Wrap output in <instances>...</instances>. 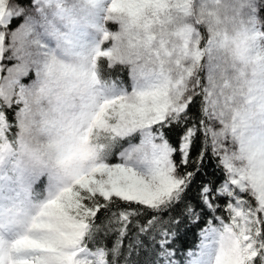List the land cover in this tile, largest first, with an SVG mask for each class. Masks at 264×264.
<instances>
[{"label": "clouds", "instance_id": "clouds-1", "mask_svg": "<svg viewBox=\"0 0 264 264\" xmlns=\"http://www.w3.org/2000/svg\"><path fill=\"white\" fill-rule=\"evenodd\" d=\"M243 0H207L213 22L210 53L216 57L209 67V52L198 68L205 74L204 104L215 113L214 130L222 133L229 163L247 170L264 166V33L241 15ZM54 15L44 24L43 35L51 42L48 54L32 64L27 31L16 38L17 51L33 69L26 74H0V236L6 242L25 235L41 207L53 195L72 187L95 165L114 152L135 168L154 164L151 146L140 139L124 143L109 129L93 123L106 103L104 119L114 125L120 104L141 105L151 94L171 88L161 69L176 68V61H192L191 28L181 27L168 38L152 35L160 14L168 5L150 0H39ZM187 7V4H185ZM102 8L103 17L93 15ZM115 23L117 31L105 29ZM74 31L94 34L98 39L77 44ZM207 44V40L202 41ZM187 46V47H186ZM128 67L131 88H119L109 75L110 67ZM212 71L215 82H207ZM11 105L13 120H7ZM41 173L52 190L43 203H34L23 177Z\"/></svg>", "mask_w": 264, "mask_h": 264}, {"label": "snow or ice", "instance_id": "snow-or-ice-1", "mask_svg": "<svg viewBox=\"0 0 264 264\" xmlns=\"http://www.w3.org/2000/svg\"><path fill=\"white\" fill-rule=\"evenodd\" d=\"M150 2L167 5L169 0ZM202 41L204 38L194 33L190 40L192 61H176L170 89L153 92L150 102L139 106L121 103L114 125L104 119L110 108L107 103L93 118V123L109 129L124 143L137 139L138 133L140 144L147 143L153 150V166L132 167L122 160L123 153L114 152L72 187L48 199L27 234L10 242L0 236V264H117L121 244L132 228L137 231L129 238L124 264H264V166L241 170L229 163L228 149L219 140L222 133L214 130L215 113L210 115L204 104L207 88L198 63L205 52L210 53L212 39H207V44ZM4 63L0 60V65ZM130 91L135 93V88ZM198 102L202 116L193 123L190 113ZM9 111L15 109L9 105ZM200 133L205 145L211 140V153L218 157V167L222 166L223 182L216 187L212 186L215 181L201 185L200 200L214 214L216 223L208 219L198 232V243L184 250L181 241L189 226L184 216L189 224L202 217L191 203L182 210L176 205L184 203L186 190L202 171L205 152L200 150L192 159L194 170H182L181 166L189 165L190 146ZM169 134L178 137V147ZM174 153H178L179 162ZM219 198H227V220L215 215L213 200ZM165 212L167 219L161 215ZM113 232L116 239L109 249L100 233L108 236ZM141 236L148 238L150 247L142 244ZM142 250L146 255H141Z\"/></svg>", "mask_w": 264, "mask_h": 264}, {"label": "rangeland", "instance_id": "rangeland-1", "mask_svg": "<svg viewBox=\"0 0 264 264\" xmlns=\"http://www.w3.org/2000/svg\"><path fill=\"white\" fill-rule=\"evenodd\" d=\"M7 0H0V6L3 8V15L0 17V60H5L6 63L0 65V74L4 71L8 73L18 72L19 74H26L23 76L22 83L28 85L35 78V73L32 68L29 67L27 62L21 63L23 59L19 56L17 51V40L16 38L27 31L28 40L27 46H29L32 51L31 56L34 57L32 64L38 66L40 58L46 56L51 47V42L48 41L43 35L44 24L54 15L50 10L43 8L39 0H33V6L31 10L16 16L21 17V23L15 30L6 34L5 28L8 23L15 15L12 11L6 8ZM187 4V7H185ZM168 6L160 14L159 24L154 25L152 30V35L157 38H168V43L172 44L173 41L169 38V34L175 29L181 27H188L193 30L194 33H198L204 40L211 38L213 32V22L210 16V10L208 8L207 0H169ZM255 5L256 0H243L241 15L249 22L255 25L254 30H258L264 33V21L260 22L255 16ZM93 15L97 20L102 19L103 10L98 8L95 10ZM105 29L111 32L117 31V25L115 23L105 22ZM211 30V31H210ZM83 38V40L81 39ZM73 39L79 45L81 42L87 43L94 39H98L94 34L86 33L83 31H74ZM216 59L211 53H209L208 61L209 67L211 69L213 60ZM9 63V64H8ZM128 77L130 81V88L124 89L128 91L131 89V71L128 67ZM162 72L166 73L170 79H174L176 75V68L169 66L161 69ZM202 83L205 81V74L199 72ZM207 82L212 84L215 82V77L212 71L207 74ZM3 172V168L0 167V173ZM43 176L41 173H32L27 177H23L25 182L28 184L29 190L33 183L40 177ZM44 177V176H43ZM0 178H3L0 176ZM45 178V177H44ZM46 185V197L51 193L52 185L51 181L45 178Z\"/></svg>", "mask_w": 264, "mask_h": 264}, {"label": "trees", "instance_id": "trees-1", "mask_svg": "<svg viewBox=\"0 0 264 264\" xmlns=\"http://www.w3.org/2000/svg\"><path fill=\"white\" fill-rule=\"evenodd\" d=\"M33 6V0H7L6 1V8L12 11L15 15L10 20L9 24L5 28L6 34L15 30L21 23V17L19 15L31 10ZM16 13L19 15L16 16ZM255 16L260 22L264 21V0H256L255 5ZM204 38V37H203ZM5 61V60H4ZM9 64V63H8ZM109 75L113 79L114 83L117 84L119 88L122 89H129L130 81L128 77V70L126 67H110L109 68ZM202 100V97L199 98ZM9 117L13 120L14 112L7 111ZM191 115H193V123H196V117L202 116L199 112V102L197 103L196 107H193L191 110ZM169 138L173 142L174 146L178 147V137L172 134H169ZM203 150L205 152V160L201 161L202 164V171L198 172L194 178L192 184L189 185V189L186 190V196L183 204L176 205L177 210H182L188 203H191L194 208V212L199 214L202 219L197 221L196 224H189L188 218L184 216V223L189 225L187 228L186 236L182 238L181 247L184 250L192 248L198 243L199 236L198 232L206 226L207 220L212 219L213 223H216L214 219V214L208 210L201 202L199 196V189L203 183H209L215 181L212 186L216 187L219 183L223 182V169L222 166H219V159L218 157H213L211 153V140L210 138L207 141V144H204V137L203 134L200 133L199 139L196 140L194 146H190V163L189 165H182L181 169L187 170H194V165L192 164V159L197 156V153ZM174 158L176 162H179V155L178 153H174ZM44 189H45V178L40 176L31 188L32 199L35 202H39L44 196ZM227 201V198H219L218 200H213V203L217 205V211L215 215H221L225 220H227V213L224 210V205ZM123 207V204H121ZM103 211V210H102ZM164 219H167L168 212L161 214ZM151 213H149L150 218ZM100 221H98L99 223ZM131 228V225H130ZM137 231V229L132 228L129 232L128 236L124 238L121 244V255L117 257V264H124L125 255L127 253V248L129 244V238ZM100 237L104 240V245L107 248H111L113 243L116 239V233L113 232L108 236H104L103 233H100ZM142 244L145 246H151L150 241L146 236H141ZM89 247H93L92 244H89ZM158 247V246H157ZM141 255H146V253L141 251ZM133 257H135V252L133 253ZM111 255H109L108 259L111 260ZM182 259V257H181Z\"/></svg>", "mask_w": 264, "mask_h": 264}, {"label": "bare ground", "instance_id": "bare-ground-1", "mask_svg": "<svg viewBox=\"0 0 264 264\" xmlns=\"http://www.w3.org/2000/svg\"><path fill=\"white\" fill-rule=\"evenodd\" d=\"M81 39L83 40V38L81 37ZM84 42V41H83ZM83 42H81L80 44H83Z\"/></svg>", "mask_w": 264, "mask_h": 264}]
</instances>
